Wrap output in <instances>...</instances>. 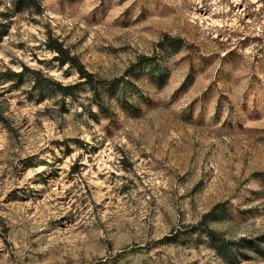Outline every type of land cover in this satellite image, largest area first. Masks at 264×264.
Segmentation results:
<instances>
[{"label": "rangeland", "instance_id": "obj_1", "mask_svg": "<svg viewBox=\"0 0 264 264\" xmlns=\"http://www.w3.org/2000/svg\"><path fill=\"white\" fill-rule=\"evenodd\" d=\"M19 1L0 0V264H264V0Z\"/></svg>", "mask_w": 264, "mask_h": 264}, {"label": "trees", "instance_id": "obj_2", "mask_svg": "<svg viewBox=\"0 0 264 264\" xmlns=\"http://www.w3.org/2000/svg\"><path fill=\"white\" fill-rule=\"evenodd\" d=\"M25 1L27 0H20L19 3H25ZM31 2H33L32 0H30ZM46 48L48 51H50L51 53L54 54L53 57V61L57 63L59 68H63L65 66L68 67V69L71 70H75L78 75L79 78L81 80H84V85L89 87L90 89H92L93 91H95V88L93 87V76L91 74H89L87 71H85V69L83 68V66L80 65V63L77 61V59L75 57L69 56V54L63 49L61 44H58L57 42L55 43H46ZM27 73L26 69L21 70L18 73L15 72H9L8 74H6V78H3V82L5 83H10V82H17L18 85L23 84V79L25 77ZM31 74V78H30V84H31V90L34 93H37V102H41L44 97H45V90L43 88V86L41 85L40 82V77H42L40 75L39 72H29ZM4 77V76H2ZM43 82H49L52 84L50 79H45ZM55 87L57 88V92L59 93V95H61L63 98H69L73 95V91L74 89L77 88V85L75 86H62L61 84H54ZM96 93V92H95ZM96 95H98V93H96ZM100 110H104L106 111L102 106H99ZM258 177H260V181L261 183L264 185V173L260 174ZM206 234L207 236L215 241L217 244L219 243L220 246H218V248L221 249V251H223L224 249H226L225 243L221 240H217L219 239L218 236H216V234H214L213 232H211L210 230H206ZM241 244L244 245L245 248L248 249H254L252 244L250 243H246L245 240L241 241ZM256 253H259L258 249L255 248Z\"/></svg>", "mask_w": 264, "mask_h": 264}]
</instances>
